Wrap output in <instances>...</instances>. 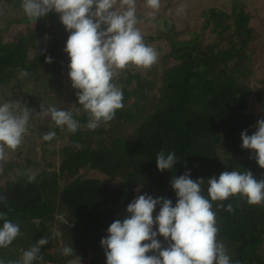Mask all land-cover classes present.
<instances>
[{"label":"trees","instance_id":"1","mask_svg":"<svg viewBox=\"0 0 264 264\" xmlns=\"http://www.w3.org/2000/svg\"><path fill=\"white\" fill-rule=\"evenodd\" d=\"M255 9L251 0H228L226 8L198 10L194 23L189 20L181 29L162 12L152 20L139 13V19L159 27L143 33L145 43L163 38L167 48L150 69L130 66L120 71L114 83L122 88L124 106L113 120L76 133L29 120L22 144L9 153L0 172V196L7 198L0 212L20 227V235L0 248V260L18 261L46 237L42 259L33 264H106L101 238L113 221L130 215L126 207L138 195L165 197L175 206L170 181L189 169L194 181L205 178L202 195L209 199L207 178L224 171H251L256 179H264V169L249 158L253 150L240 147L241 132L247 129L251 135L257 120L264 118V73L250 85L257 45L251 25ZM68 35L61 31L45 44L36 37H0V93L23 83L50 88L64 66ZM48 56L51 63L46 62ZM22 71L29 74L22 76ZM77 107L78 102L69 111L83 125L88 115ZM49 131L56 135L44 141ZM161 150L175 152L173 169H157L155 158ZM25 173L35 174V182L28 183ZM220 203L225 207H217ZM229 204L232 212L226 210ZM212 210L217 240L232 264H264V203L251 205L234 195L212 202ZM158 211L159 205L154 219ZM157 239L167 246L162 236ZM66 246L73 248L72 255L62 254Z\"/></svg>","mask_w":264,"mask_h":264},{"label":"clouds","instance_id":"2","mask_svg":"<svg viewBox=\"0 0 264 264\" xmlns=\"http://www.w3.org/2000/svg\"><path fill=\"white\" fill-rule=\"evenodd\" d=\"M148 9V19L155 18L161 0H143ZM25 17L36 22L49 13H56L65 31L69 33L64 51L68 54V76L80 107L88 115L81 125L74 119L72 111L45 107L37 113L41 118L50 117L57 127L70 133L79 129H97L101 123L114 119L116 111L123 108V91L114 83L120 71L129 68L150 69L158 59L156 49L145 43L137 27L139 20L137 0H21ZM181 5L177 12H183ZM51 63L52 58L46 57ZM29 73L22 71V76ZM80 107H77L79 112ZM32 109L20 101L0 104V172L9 160V153L22 144L28 131ZM256 131L251 135L241 132L242 149L253 150L250 159H255L264 169V118L257 120ZM55 131L42 136L44 141L54 139ZM77 149L83 145L75 143ZM156 166L161 172L171 170L176 164L175 152L167 154L161 150L156 155ZM190 169L183 175L172 177L170 183L177 200L153 197L147 193L138 195L126 207L123 220L116 219L107 228V235L100 244L106 256V264H232L224 244L217 240L218 228L212 202L224 201L230 196L240 195L247 203H264V179H256L251 171H224L219 177L207 178L208 196L202 195L205 178L195 181L190 178ZM28 183L35 182V174H24ZM139 191V189L137 190ZM0 203L7 206V198L0 196ZM159 211L153 218V212ZM217 207H225L222 203ZM232 212V205L226 207ZM61 219H63L61 217ZM0 248L8 247L20 235L18 223L0 212ZM156 230H153V226ZM158 236L164 238L166 247ZM149 241L147 243H142ZM49 240L43 237L23 252L20 260L9 264H33L40 256L41 248ZM152 252V255L147 253ZM73 248L66 246L62 254L70 256ZM0 264H5L0 260ZM238 264V262H237Z\"/></svg>","mask_w":264,"mask_h":264},{"label":"rangeland","instance_id":"3","mask_svg":"<svg viewBox=\"0 0 264 264\" xmlns=\"http://www.w3.org/2000/svg\"><path fill=\"white\" fill-rule=\"evenodd\" d=\"M255 6L256 16L252 21L253 40L259 46L255 47L253 57V70L254 76L250 81V85L254 87L256 80L264 73V0H251ZM263 3V4H262ZM183 5L184 11L177 12V9ZM217 5L226 8L228 0H161V7L156 15L160 12L168 15L176 23V27L181 29L183 25L190 20L194 23L196 19V12L202 8ZM148 9L144 7L143 0H137V12L147 16ZM137 27L143 33H150L158 27L155 23L139 19ZM65 27L60 22L58 14L52 12L38 19L36 22L30 21L25 17L21 8V0H0V37L4 39H20L36 37L39 44H45L53 41ZM156 41L148 45L154 47L158 55L167 48L166 42L163 38H155ZM159 58L157 59V61ZM70 58L65 52L62 58L64 64L62 71L68 74ZM60 73L56 82L50 85V88L44 87L38 83L31 84L29 88L25 84H20L19 89L6 87L0 93L1 104L9 101H20L21 107L25 104L28 108L32 109L30 121L42 122L41 125L52 126L55 125L50 117L41 118L37 113L41 110L40 106L43 104L45 107L54 106L58 109H67L78 102L76 92L71 84L68 75ZM63 75V76H62ZM30 123L28 124V126ZM51 264V263H49Z\"/></svg>","mask_w":264,"mask_h":264},{"label":"crops","instance_id":"4","mask_svg":"<svg viewBox=\"0 0 264 264\" xmlns=\"http://www.w3.org/2000/svg\"><path fill=\"white\" fill-rule=\"evenodd\" d=\"M261 2H262V0H261ZM263 4V3H262Z\"/></svg>","mask_w":264,"mask_h":264}]
</instances>
